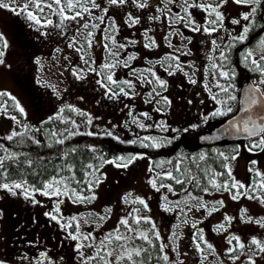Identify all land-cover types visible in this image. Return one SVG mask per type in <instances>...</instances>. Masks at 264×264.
<instances>
[{"label": "snow or ice", "instance_id": "snow-or-ice-1", "mask_svg": "<svg viewBox=\"0 0 264 264\" xmlns=\"http://www.w3.org/2000/svg\"><path fill=\"white\" fill-rule=\"evenodd\" d=\"M237 5H242L250 8L249 12H246L242 16V20L246 23L242 27V32L238 36H231L230 39L233 41L244 42L247 38V34L250 32L252 26L255 24L253 19L257 13L258 8L262 4V0H233ZM131 3L136 9H147L150 7L149 0H106L105 3H98L97 0H0V9H7L13 12L15 15H23L24 18L30 22L32 25H38L35 30L40 31L41 28L55 27L57 29H66L69 25L68 22H76L78 27L76 28L75 34L69 38L67 47L73 49L78 55L79 59L83 61L85 65H88L87 71L95 72L100 79L96 83L103 89H105V95L110 99L119 98L123 95L128 97L130 92H134L135 84L130 80L117 81L114 78L113 69L123 66L130 67L128 61L135 60V55H127L123 61H120L118 57L120 52L116 50L127 49V45L119 44L115 38V34L118 32V25H116L115 17L108 16L109 6H113L117 9L124 7L125 5ZM227 3V0H218V2H205L200 3L198 0H163V6L157 7L155 11L159 15H147L149 21H159L161 19L169 22V26H172L174 22L182 23L186 28H190L193 32H198L203 30L206 33H214L223 27L224 15L219 9L223 4ZM169 5L178 6L177 11L173 12ZM200 8L208 14L207 25L197 24L193 17L190 9ZM47 10L48 14H45ZM93 10L102 12L103 15H96L95 20L99 23L92 22L91 20H85V16L92 17ZM52 17H57L58 20L54 21ZM106 17L108 20L106 21ZM84 21V23H79ZM110 21V23H109ZM125 24L129 27H134L140 24V17L133 15L132 12H128L125 18ZM231 23L234 25H240V19H232ZM106 25L102 30V39L106 41L103 44L105 51L113 59L104 62L100 69L93 67L95 64L94 59L87 58V51L91 49L95 40V32L93 30L100 29V25ZM81 29L85 31H81ZM110 29V31H109ZM151 29H146L143 32V36L147 43L144 44L145 48L158 47L154 38L149 36ZM66 35V31L61 33ZM174 33H169V35ZM42 35L47 36L48 33L44 32ZM80 37L84 43H80L77 39ZM190 39V38H189ZM165 40L168 41V47L171 48L173 45L171 41L168 40V36H165ZM135 44L136 41H131ZM214 46L213 51L219 48L217 41L214 39L211 42ZM79 44V46H77ZM112 45L110 47L109 45ZM85 45L87 47H85ZM227 47V46H226ZM8 48V41L0 33V65L5 63L3 57L5 56V50ZM259 48L261 50V55L256 58L252 50H248L244 55V60L246 62L250 61L254 65L255 70L264 77V39L260 40ZM57 52H60L59 47L56 48ZM187 55L188 53H183ZM227 55L224 51H220L219 59L227 60ZM67 59V57H66ZM179 56L173 53H167L161 60L156 61L159 63L164 71L168 75H174L176 71L182 72L185 76H188L187 72H184L181 64L179 63ZM165 61H168L167 67H165ZM35 63L40 65L41 61L39 58L36 59ZM151 64L152 62L149 61ZM213 69H218V72L212 73L213 78L218 74L225 80H231V74L229 71H225L223 66L220 64H213ZM84 69H74L73 75L77 79H84ZM135 71V70H133ZM149 76L152 77L151 80L144 76L139 75L137 79L143 84H155L152 90L148 93V101L152 102L156 100L157 103L161 101L165 104L171 103V101L162 95L161 91H157V88L166 91L167 81L161 79L160 76L154 71V67H150L145 70ZM190 83L195 84L197 81L190 78ZM115 86L118 91L114 90ZM204 87L209 91L212 101L218 106L208 115L203 116V122L206 123L208 119L215 117H230L226 121V126L221 130L218 136L205 137V139L216 140L223 135H232L234 137L243 136L245 139L249 140L250 143L247 145V150L252 152L259 149L264 151V78H261L258 84L250 87L243 95L242 99L238 100L236 94H234V85L228 83L227 85L221 84L219 80L216 81L215 87L219 89V92L212 93L211 88L207 83ZM127 89V90H126ZM55 91V89H53ZM220 93H223V97H220ZM59 96V92L56 93ZM219 97V98H218ZM11 101V104H9ZM239 103L240 107L238 114L235 107V103ZM191 103V102H190ZM70 112H74L80 117H84L85 125H90L93 122V118L86 112L75 108L70 104L61 106L53 116H49L47 120L41 122V127L30 128L27 124H22L21 119L17 115H11L10 109L15 110L23 118H26L27 114L23 106L20 105L19 101L15 96L5 91H0V114L8 116L16 125L23 128L22 131H16L13 129L10 134L4 136L0 139L8 142H15L13 145H6L0 142V190L6 191L11 196H20L26 201H30L34 206L41 204V201L36 197L37 195L48 198L54 201V205L50 211L44 213L45 217L54 221L63 232L66 233L65 239L75 241L74 252L78 254L79 264H151L153 260V251L157 253L155 259L157 261H163L164 264H184L182 260L171 261L170 256L166 249L168 245L163 242L160 231L157 228L156 223L151 219L150 216H145L141 214V209L137 207L131 208L126 216L120 218L116 227L102 237H97L95 235V230L103 225V223L110 217L112 212L111 207H106L103 214L89 212L86 216L83 215H72L70 217H65L61 206L65 203V199L73 205L81 204L86 205L94 202L97 199L95 188L103 182L102 178L97 175L99 169L102 165H95L93 163H83L79 164L74 161V157L77 154L76 147L64 148L67 141H70L77 135H88L95 136L97 133L91 131L80 132V124L77 123L75 119H70L65 117L63 114L65 109ZM157 112L160 108L155 109ZM131 115V112L129 113ZM146 118H150L148 113L142 114ZM53 121H58L65 127L61 130L55 128H49L44 130L46 137V143L42 142L36 137V135L31 134L33 132L39 133L42 131L44 124H49ZM133 123H137L138 127L145 128V124L139 123L135 117H133ZM70 125V127L68 126ZM158 127H164L163 122L157 125ZM191 127H199V125H193ZM187 131V129H185ZM105 135L111 136V132H105ZM145 141H152V143H145ZM170 142V141H169ZM132 144H136L137 140L130 141ZM141 147H160L163 145V141L156 142L150 136H145L139 139ZM25 146H36L47 147L49 149L56 148V153H53L57 163H53L52 160L46 159L43 155H37L33 158L32 154L27 151L18 150L23 149ZM92 153L97 151L96 147L92 146L90 148ZM239 155V146L234 149V154L229 156L224 152H216L213 160L219 158L223 162L220 167L224 171H216L207 166L209 156L206 153L201 152L198 156H189L187 158H182L181 160L173 163L171 160L168 161L172 164V169L165 170L163 172H157L156 177L159 178L160 183L158 186L157 178H150L147 182L151 188L156 191H160L161 188H167L168 192L176 195L172 184H165L163 180L167 179L174 182L175 185H180L182 191L187 192V197L183 201H175L174 206L178 208L181 214L185 213V208L191 211L193 208L205 209L208 215L213 212L219 211L221 207L224 206L222 200L216 201L211 207L207 202L203 200V196L193 195L192 192L188 190L186 185H194L199 188L201 192L208 193L209 187L216 191H227L230 193V198L233 201H237L241 197L248 200H259L261 204H264V173L260 171H255V176L259 177V182H253L252 185H245L244 183L236 180L233 176L232 167L230 161L237 159ZM144 158L143 154L132 155V156H118L114 159L105 160L103 156L99 157L102 163L113 164L117 168H128L131 163L136 159ZM187 159L189 162L188 167H184V161ZM203 162V164L201 163ZM257 161H251V164L256 165ZM160 167V165H157ZM195 169V173L193 172ZM149 172H154L153 167H149ZM253 168H249V172H252ZM82 174L81 178H77V173ZM15 173V177H13ZM202 173L203 177H207V185L203 186L201 184L202 177L198 174ZM29 177H31V182ZM217 177H226L222 182H218ZM257 192L260 194L257 195ZM124 204H139L143 206V209L148 210V204L144 198L139 196L133 197L132 193L125 194L122 198ZM167 196L164 200L167 201ZM181 203L184 204V208H181ZM216 205H219L217 207ZM165 210L173 211L169 204H165ZM241 218L249 223H256L261 227H264V217L260 219H253L251 216L247 215V209L241 210ZM227 224H231L234 219L231 216L224 217ZM81 221L83 224L89 226H95L92 231L84 232L81 226ZM183 223H187L184 220ZM144 224L148 227L145 229ZM192 228L197 229V224L192 223ZM179 227V226H177ZM216 231H226L225 224H220L217 226ZM178 233L173 231L171 237L173 241L178 239ZM196 242V249L203 254L204 248L201 247V243L207 246L209 250L215 251L213 245L208 243L203 237V230L197 229V232L193 236ZM140 241V243H137ZM235 241V245H233ZM30 244L32 242H29ZM227 243L231 245L227 249V254L229 258L233 261L239 259V256L232 255L238 250L243 253L247 247L253 254L264 253V241H261L255 237L251 239L250 245H246L242 242L241 237L237 235H232L227 239ZM255 251H253V247ZM86 249H90L88 252ZM172 251L177 252L179 255L178 248H173ZM16 259L18 260H28L29 264H58L57 261L49 257L47 251H41L38 257L35 258L34 262L25 253ZM60 261L63 257L59 258ZM206 259V257H204ZM249 264H256V261L252 258V255L248 256ZM0 264H10V261L5 258H0Z\"/></svg>", "mask_w": 264, "mask_h": 264}, {"label": "rangeland", "instance_id": "rangeland-1", "mask_svg": "<svg viewBox=\"0 0 264 264\" xmlns=\"http://www.w3.org/2000/svg\"><path fill=\"white\" fill-rule=\"evenodd\" d=\"M177 8L178 6H176L175 11H177ZM199 9H190L195 22L200 21ZM219 11L223 13L224 21H231L230 16L235 15V19H240L241 24L235 28L227 24L228 27L223 26L221 29L223 32L217 31L216 36L218 37L216 41L219 48L213 51L214 46L212 47L210 59H203L202 54H200L202 44L196 41L194 43V39H192L191 49H182L184 52H191V59L187 58L186 63H183V56H179V63L182 62L181 67L184 72L188 73V76H185L180 71H176L174 75L170 76L161 65H155L154 71L156 74L161 79L167 81V90L164 91L157 88V91H161L162 95L171 101L170 105L162 101L157 103L156 100H159V97L150 103L146 102L149 99L148 93L153 87H156L154 83L143 84L137 79L141 74L147 76L149 80L152 79L145 71L146 69L134 71L128 75V79L131 78L135 84V90L134 92H130V95L123 100L127 109L129 107L132 108L130 118H125V112L122 115L114 113L112 117L106 116L105 109H103L104 114L95 113L84 97H77L73 93L68 99L66 97V90L70 74L62 56L56 52L51 54L49 48L46 47V49L42 48L41 51L35 49L28 50V47L22 44L20 38L15 33L11 11L0 9V33H3L8 41V48L5 50V56L3 57L5 63L0 65V91L8 92L16 97L27 114L26 118H18L21 119L22 124L29 126H35L39 123L36 109H39L40 113H44L46 108L51 110L58 103L60 107L64 106L63 103H65V105L70 104L88 113L93 118V122L88 128L94 133L107 130L122 137H126V133L131 134L130 136L133 137L141 135L140 138L150 136L151 132L160 129V127L151 121L152 114L156 117L160 116L163 112L164 116L168 117V119L161 118L160 123L163 122L165 129L168 128L169 132L174 133L181 128L186 129L191 123L190 116L192 114H198L203 118V116L208 115L217 106L212 101L209 91L204 87V84L207 83L209 85L212 93L219 92V89L215 87L217 80L221 84L227 85L226 80L218 74L213 78L212 73L218 72V69H213L212 65L214 63L221 65L220 61L218 62L217 60V55H220V51H226L229 42H232L230 37L240 35L242 27L248 23L242 20V16L244 13L249 12L250 8L237 5L233 0H227V3L223 4ZM179 24L184 26L182 23ZM188 30L192 31L190 28ZM183 32L184 30H181V34ZM195 35L201 36L199 32H196ZM261 39H264V35ZM198 40L200 39L198 38ZM260 40L250 48L256 58L261 55L259 48ZM176 43L177 46H181L185 42L178 35ZM37 58L41 61L40 65L35 63ZM117 73L123 76L125 72L121 71ZM91 74L93 77L98 76L93 72ZM119 74L115 73L117 81L120 77ZM190 78L195 79L197 83H190ZM23 81H26L33 90L31 93L23 88ZM113 88L118 91L115 86ZM57 92H59V96H57ZM32 94H35L36 98ZM119 99L117 98V100ZM156 108H160V111L157 112ZM137 110L139 111L136 112ZM133 112H136V114ZM143 113H148L150 118L144 117ZM47 114L49 115V112ZM133 117L139 123L145 124L146 127L143 129L138 127L137 123H133ZM201 124L204 128L207 127L206 123ZM135 128L137 131L139 128L141 132L138 131L135 134ZM13 129L16 131L23 130L21 126L16 125L8 116L0 114V134L8 135ZM145 143H149V141H145ZM248 144L239 142V155L237 159L230 161V164L236 180L250 186L253 182H259L260 178L255 176V171L258 170L264 173V151L257 149L249 152L247 150ZM253 160L257 161L254 166L251 164ZM149 167H153L154 172H149ZM249 168H253V171L249 172ZM163 171L162 165L154 167L148 158L136 159L126 169L117 168L113 164L105 163L97 173L103 180L95 188L97 199L86 205H73L65 199V203L61 206L62 212L65 217L72 215L86 216L89 212L103 214L106 207H111L112 212L110 217L101 227L95 230V235L102 237L108 231L114 229L118 220L126 216L131 208H140L142 215L150 216L156 223L163 242L168 245L166 251L170 256V260H182L184 264H233V261L227 254V249L231 247L227 243V239L232 235L240 236L242 242L246 245H250L253 237L264 241V227L256 223L246 222L241 218L242 209H247V215L253 219L264 217V204H261L259 200H248L241 197L237 201H233L230 198V193L227 191L211 189L208 193L196 194L192 191L191 187H187L193 195L203 196V200L210 207L219 200L224 202V206L211 215H208L205 209L197 210L193 208L191 211H188L185 208V216L180 213L178 208H175L174 202L178 200L183 201L187 197V192L175 191L177 194L174 195L168 192L167 188H161L158 192L151 188L147 182L150 178H157V172ZM225 179L217 177L218 182H222ZM159 183L158 179V186ZM127 193H132L133 197L139 196L144 198L148 204V210L143 209V206L139 204H124L121 198ZM259 194L257 192V195ZM165 196L168 198L167 201L164 200ZM36 198L41 201V204L34 206L30 201H26L20 196L13 197L6 191L0 190V258H5L13 264H29L28 260H18L16 258L26 253L34 262L39 252L47 251L49 257L57 261L58 264H79L78 254L74 252L73 248L76 242L65 239L66 233L54 221H51L44 215L46 211L52 209L54 201L40 195H37ZM166 203L169 204V207L173 208V211L165 210ZM216 206L219 207V205ZM180 207L184 208V204L181 203ZM225 216L234 218L230 225L225 222ZM184 220H187V223H183ZM192 223L197 224V229L203 230V237L208 243L213 245L214 252L209 250L203 243H201V247L204 248L203 254L196 249L195 244L199 241H194L193 239L197 229L192 228ZM222 223L225 224L226 231L217 232V226ZM81 226L84 232L92 231L95 227L94 225H85L83 221H81ZM143 227L146 229L148 225L144 224ZM173 231L179 234L178 239L175 241L171 237ZM29 242L32 243L30 244ZM137 243H140V241H137ZM233 245H235V241H233ZM252 247L253 251H255L254 246ZM173 248H178L179 255H177V252L172 251ZM86 251L90 252L91 250L86 249ZM232 255L239 256V259L235 260L234 264H249V255H252L256 264H264V253L257 252L253 254L247 247L243 253L238 250ZM60 257H63L62 261H60ZM45 264H47V261H45Z\"/></svg>", "mask_w": 264, "mask_h": 264}, {"label": "flooded vegetation", "instance_id": "flooded-vegetation-1", "mask_svg": "<svg viewBox=\"0 0 264 264\" xmlns=\"http://www.w3.org/2000/svg\"><path fill=\"white\" fill-rule=\"evenodd\" d=\"M97 2L98 3L103 2L106 4V0H97ZM198 2L216 3L218 2V0H198ZM149 4H150L149 8L142 10L134 8L131 3L125 5L120 9H117L113 6H109L108 16L115 17L116 25H118V32L115 34L117 45L119 44L127 45L126 50L119 48L116 49L120 52V56L118 57V59L120 61H123L125 57L129 54L136 56L135 60L128 61L130 67L119 66L113 69L114 78L116 77L115 73L119 74L117 72H121V71L125 72L123 76H120L119 74L120 77L118 81L121 80L132 81L131 78L128 79V75L133 73L134 72L133 70L139 71L142 69H148L150 67H154L155 69L156 64L160 65L159 63H156V61L161 60V58H163L167 53H173L177 56H183V61H184L183 63H186L187 58L191 59V52L190 53L188 52L187 55H184L183 53L185 52L182 49L184 48L191 49V44L193 43L192 39H194V43L196 41L202 44V47L200 49V54H202L203 59H208V58L210 59L211 57L210 53H212V47H213V44L211 42L212 40L217 39L218 37L216 36L217 32L209 34L201 30L198 31L201 36H197L195 35L196 32L189 31L188 28H186L185 26H181L179 24L180 22L178 21L174 22L172 26H169V22L163 19L159 21H149L147 19V15H159V13L155 11V9L157 7L163 6V0H149ZM169 7L172 8L173 12H175L176 9L175 5H169ZM128 12H132L133 15L139 16L140 24L135 25L134 27L127 26V24H125L124 21ZM11 13L13 18L12 21L14 22V26H15V33L17 37L20 38L22 44L28 47V50L35 49L37 51H41L42 48L43 49L49 48L51 54H53V52H56L64 59L65 65L68 66L67 69L69 70V74H70V78L68 80L69 81L68 88L66 90V97L68 99L71 97V94L73 93L77 97L79 96L84 97L87 103L90 104V107L93 108L95 113L104 114L103 109H105L106 116L112 117L114 113H118L119 115H122L125 112L126 114H124V117L130 118L129 113L132 112V108L129 107V109H127L126 105H124L123 100L125 96L123 95L119 96L120 98L119 100H117V98L116 99L108 98V96L105 95V89L101 88L96 83V81L100 78L98 76L93 77L91 74L92 72L87 71L88 65H85L83 61L79 59V55L73 49L67 47L69 38L75 34L76 28L78 27L76 22H68L69 26L63 30L57 29L55 27H46V28H41L40 31H36L35 29L40 26L30 24V22L27 21L23 15L17 16L13 12ZM203 13L205 14L203 15ZM45 14H48L47 10ZM96 15H103V13L93 10V16L92 17L85 16V20H91L92 22L99 23V21L95 20ZM199 16H200V21L196 23L200 25L208 26L207 21L209 17L207 12L203 11L202 9H199ZM230 17L231 20L235 19V15H231ZM52 19L54 21L58 20L57 17H52ZM107 20L108 17H106V21ZM79 23L82 24L84 23V21H80ZM227 24H229L230 26H234V28L239 27V25L232 24L231 21L229 22L223 21V26L228 27ZM105 26L106 25L101 24L100 29L93 30L95 32L94 44L91 49H88L86 55V59L87 58L94 59L95 64L93 65V67H95L98 70L100 69L101 65L104 62L113 59L108 55V53L105 51L103 47V44L106 43V41L102 39V30L105 28ZM217 27L219 28L220 31H222L221 29L223 27L220 28L219 25H217ZM149 28L151 29V31L149 32V36L155 39L158 47H154L150 49L144 47V44L147 43V41L145 40L142 34L146 29ZM181 30H184L182 34H181ZM65 31H66V35H62L61 33ZM81 31H85V30L81 29ZM44 32L48 33V35L47 36L42 35V33ZM169 33H174V34L169 35ZM166 35L168 36V40H170L171 44L173 45V47L171 48L168 47V41L165 40ZM178 35L179 38H181L183 42H185L182 43L183 45L181 44V46H177L176 43V38L178 37ZM198 38L200 40H198ZM77 39L80 40V37H77ZM131 41H136V43L132 44ZM232 42L231 41L229 42L228 47L231 45ZM80 43H84V42L80 40ZM77 46H79V44ZM109 46L112 47L111 44ZM57 47L61 49L60 52L56 51ZM85 47L87 46L85 45ZM228 47L225 53L229 50ZM217 60L218 62L220 61L221 63V60L219 59V55H217ZM149 61H151L152 63L150 64ZM167 64L168 61H165L164 66L167 67ZM180 64H182V62H180ZM80 68H83L85 70L84 73L82 74L85 77L84 79H77L73 75V70L74 69L78 70ZM79 101L81 102L80 99ZM63 105H65V103H63ZM59 108L60 105L58 103L51 110L46 108V111L50 113L51 111H56ZM123 109H125V111H123ZM138 111L139 110H137L136 112ZM136 112L133 113L136 114ZM164 115H165L164 112L160 116H156V117L155 115L152 114L151 121L155 123L157 126L158 123H160V121L162 120L161 118L168 119V117H165ZM104 119L107 120L106 118ZM162 131L168 133L169 129L168 128L165 129L164 127L162 128ZM158 132L159 130L157 131L156 129L154 134L157 133L158 135ZM126 134L127 136H130L128 133ZM140 137L141 135L137 136V138ZM149 143H151V141H149Z\"/></svg>", "mask_w": 264, "mask_h": 264}, {"label": "trees", "instance_id": "trees-1", "mask_svg": "<svg viewBox=\"0 0 264 264\" xmlns=\"http://www.w3.org/2000/svg\"><path fill=\"white\" fill-rule=\"evenodd\" d=\"M255 20V24L252 26L250 32L247 34V38L244 42H232L231 45L228 47L229 50L225 53L227 55V60H221V65L223 66V69L225 71H229L231 74V80H226L227 84L232 83L234 85V94L237 95L239 100V95L241 88L249 78H252L256 84H258L259 80L261 78H264L261 76L259 72L255 70L254 65L251 64L250 61L246 62L244 60V55L250 48H252L264 35V0H262L261 6L258 8L257 13L255 17L253 18ZM23 88L26 91H33L28 83L26 81H23L22 83ZM35 98V94H32ZM223 93H220V97H223ZM219 98V97H218ZM235 103V107L238 110V103ZM9 104H11V101H9ZM218 107V106H216ZM215 107V108H216ZM39 109H36L37 117L39 118V123L35 126H30V128H37L41 127V122L47 120L49 116H53L56 111H51L49 115L48 112L45 109L44 113H40L38 111ZM11 115H17V117H21L19 113L15 110L10 109ZM43 114V115H42ZM47 114V115H46ZM235 114V113H234ZM65 117H69L70 119H75L78 124L81 125L79 131L84 133L88 132L89 125H85L84 123V117H80L74 112H70L67 108L65 109V112L63 114ZM191 118V119H190ZM191 123L189 126H187V131L185 129L181 128L180 130L175 131L174 133L168 132L165 133L162 131V128L160 127L158 135L157 133L151 132L150 135L154 141L161 142L163 141V145L160 147H148L144 148L141 147L139 143V139L137 137L133 136H126L122 137L115 133H112L111 136L105 135V132L110 131H103L97 133L98 135L95 136H88V135H77L74 138H72L70 141H67L66 144L62 147L69 148V147H76L77 148V154L74 157V161L77 163V167H79V164L81 162L83 163H93L95 165H102L105 163H102V161L99 159V157L103 156L105 160L107 159H114L118 156H132V155H140L143 154L144 158H148L149 161L155 166L162 165L164 171L172 169V164H169L168 161H172L173 163L181 160L182 158H187L189 156H198L201 152L208 154L209 160L207 162V166L215 169L216 171H224L220 167L221 163L223 162L221 159L217 158L213 160V157L215 156L216 152H224L226 155H232L234 154V149L240 145L236 142H228L223 141L216 144L211 145H201L198 143V137L202 133L209 132L212 130L215 126L219 125L221 122L226 120L229 117H215V118H209L206 122L207 127L204 128V126L201 123L203 122V118H201L200 115H191L190 116ZM193 125H199V127H191ZM70 127V125H68ZM65 127V125L61 124L58 121H53L49 124H44L42 131L39 133H31L36 135L38 139H40L42 142L46 143V137L44 134V130H47L49 128H55L57 130H61ZM138 131L140 129L138 128ZM138 131L135 128V134L138 133ZM94 133V132H93ZM131 135V134H130ZM7 136V135H1L0 138ZM132 140H137L136 144L130 143ZM170 141V142H169ZM0 142L5 143L6 145H13L15 142H8L0 139ZM250 142V141H243V143ZM152 143V141H151ZM94 146L96 147L97 151L95 153H92L90 151V148ZM30 152L35 158L37 155H43L46 157V159H50L53 161V163H57L58 161L55 159V156L53 153H56V148L49 149L47 147H39L36 146H25L23 149H18ZM139 159V158H138ZM203 164V162H201ZM101 166V167H102ZM189 162L187 159L184 161V167H188ZM100 167V168H101ZM160 169V168H159ZM162 170V169H161ZM193 172L195 173V169H193ZM202 177L201 184L203 186L207 185V177H203L202 173L198 174ZM82 174L80 172L77 173V178H81ZM13 177H15V173H13ZM225 179L226 177H221ZM31 182V177H29ZM159 179V178H158ZM160 182V180H159ZM163 183L165 184H172L175 191H182L180 185H175L174 182L169 181L167 179L163 180ZM186 187H191L192 191L196 194L203 193L200 191L199 188H196L194 185H186ZM211 190V187L208 186ZM157 253L153 251V260L151 261V264H164L163 261H157L155 259ZM13 264V263H10Z\"/></svg>", "mask_w": 264, "mask_h": 264}, {"label": "water", "instance_id": "water-1", "mask_svg": "<svg viewBox=\"0 0 264 264\" xmlns=\"http://www.w3.org/2000/svg\"><path fill=\"white\" fill-rule=\"evenodd\" d=\"M253 85H255V82L253 81L252 78H250L248 80V82L241 88V92H240L239 99H242L244 93L250 87H252ZM239 107H240V105H239ZM238 110H239V108H238ZM238 110H237V112L235 114H238ZM228 119H226L224 122H222L221 124H219L218 126H216L215 128H213L211 131L206 132V133H202L201 135H199V137H198L199 144H201V145H211V144H216V143H220V142H223V141L237 142V141L247 140L243 136L237 138V137H234L232 135H223V136H220V138L219 139H216V140L205 139V137L218 136L220 134L221 130L226 126V121Z\"/></svg>", "mask_w": 264, "mask_h": 264}]
</instances>
